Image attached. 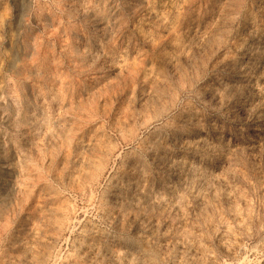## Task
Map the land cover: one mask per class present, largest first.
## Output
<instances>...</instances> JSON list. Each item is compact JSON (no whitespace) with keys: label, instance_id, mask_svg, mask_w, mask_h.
Returning a JSON list of instances; mask_svg holds the SVG:
<instances>
[{"label":"rangeland","instance_id":"374dc122","mask_svg":"<svg viewBox=\"0 0 264 264\" xmlns=\"http://www.w3.org/2000/svg\"><path fill=\"white\" fill-rule=\"evenodd\" d=\"M0 264H264V0H0Z\"/></svg>","mask_w":264,"mask_h":264}]
</instances>
